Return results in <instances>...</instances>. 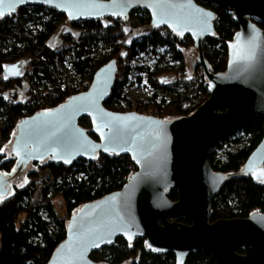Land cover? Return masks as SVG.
Returning <instances> with one entry per match:
<instances>
[{"label":"water","instance_id":"1","mask_svg":"<svg viewBox=\"0 0 264 264\" xmlns=\"http://www.w3.org/2000/svg\"><path fill=\"white\" fill-rule=\"evenodd\" d=\"M205 1L223 9L238 25L226 42V69L218 73L210 71L202 50L204 39L214 35L215 15L195 0H0V17L24 5L52 8L70 21L125 19L132 10L143 9L150 26L191 38L194 47L189 50L209 93L192 113L174 119L108 110L103 102L117 72V61L110 59L96 69L85 91L18 121L5 152L16 160V172L24 171L11 183V177L0 173V197L8 194L10 184L27 181L31 162L50 159L70 165L104 152L128 155L137 166L119 190L82 204L70 215L66 236L46 264H99L90 253L117 237L127 242L144 238L148 249L172 252L175 264H184L195 250L208 252L214 264H264V213L209 220L224 175L213 171L207 159L216 142L255 115H264V0ZM83 116L90 119V132L97 139L78 124ZM243 170L256 183L264 180V125ZM170 188L176 190L175 201L166 196Z\"/></svg>","mask_w":264,"mask_h":264},{"label":"trees","instance_id":"2","mask_svg":"<svg viewBox=\"0 0 264 264\" xmlns=\"http://www.w3.org/2000/svg\"><path fill=\"white\" fill-rule=\"evenodd\" d=\"M195 2L214 12L215 32L213 37L204 39L210 51L204 52V56L211 72H222L226 69L227 62L226 42L233 38L238 25L232 16L220 7L205 0ZM102 19L111 21V24L104 25ZM128 21L134 26L150 25L149 14L140 8L132 10L125 19L104 17L70 21L62 12L52 8L24 5L17 9L15 15L0 18V173L11 177L10 183L24 171L16 172V160L5 152V146L11 141L18 121L37 111L54 108L68 96L75 94L76 83L73 86L63 85L54 69V60L59 58L62 61L66 48H63L62 52L47 44L60 24L66 23L82 31L76 38L70 33L66 34V40L72 41L71 63L75 76L91 80L93 73L101 65L110 59L117 61V72L110 96L103 102L108 110L143 113L149 108H156L162 119H174L189 115L201 104L194 99L193 94L197 89L192 77L162 84L158 76L166 72V69L149 71L148 80L155 88L170 90L171 100H131L123 94L122 88L132 69L131 62L139 53L148 49L168 47L180 63L178 69L183 71L185 64L181 47L193 46L189 36L181 39L167 28L152 26L147 33L134 36L128 43L122 44L123 25ZM27 22H38L39 28L29 29ZM100 41L107 45L108 51L103 58L96 59L93 47ZM22 58H29L28 69L20 76L5 78V64ZM195 68H199L196 61ZM200 79L201 82L206 81L202 72ZM44 82L50 83L52 88L39 89ZM25 83H28L26 96L20 99L15 91ZM78 124L86 129L92 138L97 139L95 134L90 132L88 117H80ZM263 125V114L250 118L238 129L247 135V144L236 151H227L223 160L216 159L213 150L209 152L207 159L210 167L224 175V180L212 199L209 214L211 222L264 213V183L254 182L243 170L248 155L262 138ZM238 130L213 146H219ZM29 165L33 168L27 172V181L23 186L10 184L8 194L0 197V264H46L66 236L70 215L82 204L119 190L137 170L130 156L104 152L97 153L91 161L79 159L70 165L50 159L31 162ZM52 192L60 195L66 214L60 215L55 211L52 202L47 198ZM166 196L175 201L176 190L170 188L166 191ZM41 208L52 220V230H49V222L40 216ZM19 213H24L23 219H18ZM178 221L189 223L184 218ZM34 237H39L40 242H34ZM89 258L99 264H175L172 252L150 250L145 239L139 237L132 242L117 237L111 243L91 252ZM184 264L214 262L205 250H195L188 254Z\"/></svg>","mask_w":264,"mask_h":264},{"label":"rangeland","instance_id":"3","mask_svg":"<svg viewBox=\"0 0 264 264\" xmlns=\"http://www.w3.org/2000/svg\"><path fill=\"white\" fill-rule=\"evenodd\" d=\"M102 23H104V25H110L111 21L107 19H102ZM126 24L127 23L125 22L123 25V29H122L123 32L126 31V29H128ZM26 26L29 29H37L39 28V23L27 22ZM143 29L145 30V28L141 26H136V31L134 32V34L135 35L144 34ZM62 30L63 29L60 28L57 31H55L48 39V43L58 51L63 52V48H66V53L64 52L65 55L63 56V60L60 61L59 58L54 60V69L57 76L60 79V82L63 85L73 86L78 81V78L74 75V70L71 63L70 46L72 41L66 40L67 39L66 34L70 33L73 38H76L82 31L77 27H73L72 32H66V31L62 32ZM191 47L194 46H189L188 48L181 47L182 55L184 58V64H185V68L183 71L181 69H178L180 63L176 58H174L173 52L168 47H158L154 50L148 49L145 52L139 53L131 62L132 69L127 76L126 84L122 88L123 94H125L126 97L131 100L143 99L145 101L154 100L156 102L171 100L172 92L164 88H155L148 80V72L154 70L166 69V72H162L158 76V80L162 84L172 83L175 80H179L182 78L186 79L189 76L192 77L193 80H197V78H199L197 74L198 70L201 69L195 68L196 59L193 57V53H190L189 48ZM202 50L203 52L210 53L209 48L204 41L202 43ZM107 51H108L107 45L101 41L98 42L93 47V55L96 59L103 58L107 54ZM29 61H30L29 58L26 59L23 58L17 63V65H20L21 63L25 64L21 74L26 69H28ZM81 83L82 81L80 82V84ZM27 84L28 83L23 84L22 87L17 88L15 91L17 93V96L20 97V99L26 96V90L28 87ZM29 85L31 86V84ZM51 88L52 85L46 82L42 83L39 86V89H51ZM236 139L238 141H235ZM247 139H248L247 135H245L243 131L238 130L237 132H235L234 135L230 136L228 140L220 143L219 146L217 147L212 146L210 151L213 150L215 152L216 159L223 160L225 158L227 151H236L239 148L245 146L247 144ZM26 174L27 173H25V177ZM77 175L81 176V174H77ZM47 198L52 202L54 209L58 214L60 215L66 214V210L63 207L59 194L52 192L47 196ZM39 214L43 219L49 222V230H52L54 224L52 220L47 216L43 208L39 210ZM23 217H24V213H19L18 219H23ZM33 241L39 243L40 238L34 237Z\"/></svg>","mask_w":264,"mask_h":264},{"label":"built area","instance_id":"4","mask_svg":"<svg viewBox=\"0 0 264 264\" xmlns=\"http://www.w3.org/2000/svg\"><path fill=\"white\" fill-rule=\"evenodd\" d=\"M15 14L16 13H14L12 15H15ZM0 18H2V17H0ZM126 23H127L126 25H127L128 29H126V31L123 32V36L121 39L122 44L128 43L131 38H133L134 36H137L134 34V32L136 31V26L134 27V25L130 21H128ZM141 27L145 28V30L143 29V31H144L143 33H147L149 28H150V25H143ZM201 72H202L201 70H198L197 74H198L199 78H197V80H193V82L195 83L194 87L197 89L195 91V93L193 94L194 99L196 100V102H200V103L204 102L209 96L206 81L201 82V79H200ZM76 77L78 78V81L74 85V89H75L74 92L80 93V92L85 91L88 88V86L90 85L91 80L89 78L81 79L79 76H76ZM189 78H191V77L189 76L186 79H189ZM81 81H82V83L80 84ZM200 85H202V86H200ZM203 87H204V90H203ZM141 114L161 118L160 112L156 108H149L147 111H145Z\"/></svg>","mask_w":264,"mask_h":264},{"label":"crops","instance_id":"5","mask_svg":"<svg viewBox=\"0 0 264 264\" xmlns=\"http://www.w3.org/2000/svg\"><path fill=\"white\" fill-rule=\"evenodd\" d=\"M62 28V32H72L73 30V27L70 26L69 24H66V23H63V24H60L57 28L60 29ZM56 30V31H57ZM51 37V36H50ZM47 44L48 46L54 48L53 46H51L48 41H47ZM23 59V58H22ZM26 59V58H25ZM21 59L15 61V62H12V63H8V64H5L4 66V75L7 76V77H17V76H20L22 70H23V67L25 66V64H20V65H17V63L20 61Z\"/></svg>","mask_w":264,"mask_h":264},{"label":"snow or ice","instance_id":"6","mask_svg":"<svg viewBox=\"0 0 264 264\" xmlns=\"http://www.w3.org/2000/svg\"><path fill=\"white\" fill-rule=\"evenodd\" d=\"M18 2H19V3H23L24 0H18ZM0 15H3V13H0ZM178 34H179V33H178ZM5 78H7V76H5ZM65 162L67 163V162H69V161H68V160H65ZM261 182H264V180H262ZM22 186H23V185H21V187H22ZM129 239H131V237H129ZM99 240H100V242H105L103 237H100ZM107 242H111V241H110V240H107ZM94 246H99V244L97 243V244H95Z\"/></svg>","mask_w":264,"mask_h":264},{"label":"flooded vegetation","instance_id":"7","mask_svg":"<svg viewBox=\"0 0 264 264\" xmlns=\"http://www.w3.org/2000/svg\"><path fill=\"white\" fill-rule=\"evenodd\" d=\"M259 25V24H258ZM260 26V25H259ZM261 27V26H260Z\"/></svg>","mask_w":264,"mask_h":264}]
</instances>
